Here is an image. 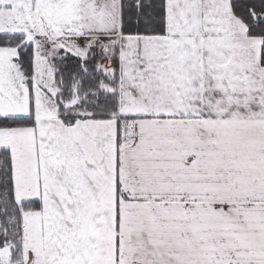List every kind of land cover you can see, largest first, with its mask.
Instances as JSON below:
<instances>
[{
    "label": "snow or ice",
    "instance_id": "obj_1",
    "mask_svg": "<svg viewBox=\"0 0 264 264\" xmlns=\"http://www.w3.org/2000/svg\"><path fill=\"white\" fill-rule=\"evenodd\" d=\"M0 264H264V0H0Z\"/></svg>",
    "mask_w": 264,
    "mask_h": 264
}]
</instances>
